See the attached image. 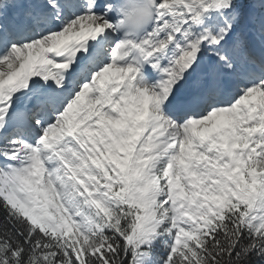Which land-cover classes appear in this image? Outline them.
Segmentation results:
<instances>
[{
  "label": "snow or ice",
  "instance_id": "snow-or-ice-1",
  "mask_svg": "<svg viewBox=\"0 0 264 264\" xmlns=\"http://www.w3.org/2000/svg\"><path fill=\"white\" fill-rule=\"evenodd\" d=\"M0 264H264V0H0Z\"/></svg>",
  "mask_w": 264,
  "mask_h": 264
}]
</instances>
